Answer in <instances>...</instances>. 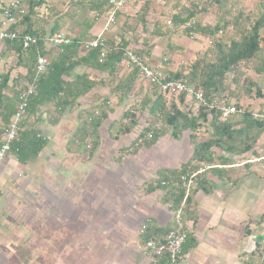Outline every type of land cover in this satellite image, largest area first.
Returning <instances> with one entry per match:
<instances>
[{
    "label": "crops",
    "instance_id": "obj_1",
    "mask_svg": "<svg viewBox=\"0 0 264 264\" xmlns=\"http://www.w3.org/2000/svg\"><path fill=\"white\" fill-rule=\"evenodd\" d=\"M12 1L0 0V19ZM19 1L26 5L28 0ZM133 3L139 10L140 3ZM125 8L126 0L117 20L124 16L129 23L131 11ZM34 16L13 27L38 31ZM103 23V16L96 19L87 36L98 33ZM80 24V34L71 31L73 39L84 36V20ZM162 51L154 44L147 63L159 61ZM16 62L0 42V76L10 72L8 86L26 73ZM168 62L169 72L179 68ZM83 73L97 81L106 77L82 65L74 68L73 75ZM107 94L98 85L78 101V109L68 108L60 116L51 104L41 107L24 126L39 131L44 148L23 163L11 153L0 161V264H169L145 256L142 247L149 231L163 239L173 226L181 203H175L179 182L170 172L189 161L197 138L168 139L165 133L151 146L122 152L131 147L140 132L135 127L141 125L120 134L111 121L106 133L97 134L99 147L92 155L85 153L75 141L78 113ZM211 154L213 162L195 177L188 204H183L187 237L175 264H264V132L246 154L218 149ZM256 158L260 160L251 161Z\"/></svg>",
    "mask_w": 264,
    "mask_h": 264
},
{
    "label": "trees",
    "instance_id": "obj_2",
    "mask_svg": "<svg viewBox=\"0 0 264 264\" xmlns=\"http://www.w3.org/2000/svg\"><path fill=\"white\" fill-rule=\"evenodd\" d=\"M134 1L140 3L137 11L139 15H135L136 20L141 26L145 27L143 29H146L145 14L151 9L154 2L160 1L166 5L170 0ZM188 1L189 6H183L179 12L172 15L171 22L173 26L175 28L183 27V31L187 36L199 35L205 37L210 41V44L208 50L198 55L193 62L179 67L174 72L164 69L166 80L186 82L196 90L201 91L206 100L211 101L222 98L224 92L229 89V84L232 85L231 83L237 82L235 78H232L231 82L227 83V76L233 73L241 64L257 59L260 64L254 66L253 71L256 74H264V36L261 34V31H264V0L257 1V11L253 13V18L245 15L242 11H238L229 16L227 20H222L214 26L202 25L196 20V16L201 12L206 13L212 3L222 11L225 0H208L203 4L193 0ZM43 3V0L37 2L28 0L26 5H23L26 13L22 16L19 24H27L31 16L34 15L35 8ZM87 7L89 12L94 13V17H92V20H84V36L75 37L70 44L61 46L59 49L47 50L45 48L46 44L40 40L28 49L22 48L20 40L4 41L7 48L13 52L17 59L16 66L25 69L26 73L24 76L19 75L12 80L11 90L8 86L10 72L6 71L0 76V142L14 115L18 94L29 86L33 87V93L29 95L27 100L25 117L20 122L21 129L18 131L17 138L12 143L9 152L20 163L35 157L45 146L46 141L40 136L37 129L24 126L26 120L35 117L41 107L51 104L54 113L60 116L66 109L77 106L79 99L98 85L108 87L109 93L118 96L121 101L123 96L132 92L135 81L139 78L136 69H131L126 74H122L120 68L125 62V52L132 51L143 61H146L143 57H147L151 52L154 44H151V41L147 39L143 41V46L140 48L130 47L131 42L125 32L121 33L117 40L109 39L104 35L108 48L101 60L99 58L102 52L100 47L83 49L81 43L90 41L95 37V34L90 37L87 36L86 32L94 25L96 15L105 12L107 9L105 4L91 0L88 1ZM120 10L117 11L116 21ZM190 21H194V23L187 26ZM124 23L128 24L127 21ZM154 26H158V24L156 23ZM59 28L58 25L54 24L49 34L60 30ZM229 28L233 30V37L224 40L221 37L222 33ZM158 30L156 28L153 32L155 34H152L151 37L161 36ZM22 32L41 38L46 37L43 32L40 33L32 28H26ZM39 55H49L50 58L46 69L37 75L35 64ZM79 65L105 73L106 77L97 81L90 78L88 73L73 75L74 68ZM250 85L256 88L255 96L260 97L262 95L260 88L254 83ZM148 86V94L145 93L141 96L138 105L139 111H145L147 114L146 126L138 133L131 147L122 152H134L141 145L151 146L167 132L171 134L173 139L178 140L184 131H188L190 132V139L194 140L196 132L203 124H206L209 128L206 138L193 143L192 156L189 161L178 170L170 172L175 181L178 180L179 182L181 174L196 170L203 163L211 164L213 162L212 150L218 149L236 156L248 153L264 132V120L254 119L252 117L253 111L239 106L237 104L238 99L233 104H229L224 100L227 105L243 109V113L221 121L218 110H208L201 105H197L185 94L176 96V99L167 100L156 85L148 84ZM247 92L248 94L251 92L249 87ZM106 101L103 100L102 104H106ZM102 108L99 106L100 112L98 114L94 115L93 112H90L87 118L84 119L75 136L78 144L83 143L87 137L93 136L95 139L92 148L95 150L98 128L107 116L104 110L101 111ZM134 112H137V110H134ZM134 112L126 110L122 113L121 120L117 122L118 133L128 134L138 124V118ZM148 134L150 137H148ZM177 185L175 203L179 205L183 200L184 191L180 187V183ZM188 200L187 197L185 206L188 204ZM148 240L162 241L163 239H158L156 235L149 231L144 241Z\"/></svg>",
    "mask_w": 264,
    "mask_h": 264
},
{
    "label": "rangeland",
    "instance_id": "obj_3",
    "mask_svg": "<svg viewBox=\"0 0 264 264\" xmlns=\"http://www.w3.org/2000/svg\"><path fill=\"white\" fill-rule=\"evenodd\" d=\"M37 1L38 0H35V2ZM45 1L46 0H43L44 4L35 8L33 27L37 28L35 27V24L38 25V31L41 30V32L46 34V36L50 35L49 33L51 32L54 24L58 25L60 28L71 27L72 32H74L75 34H80L82 30V26L80 24L81 21L93 19V12H89L87 7L89 0ZM133 1L134 0H126L125 8L128 10V12L131 11V15L128 16H132V20L128 24H125V17L123 16L119 18V20L115 22V24L108 32L110 36L109 39L117 40L119 38V35L125 32L130 42L134 44V48L135 45H139L143 39L151 41L150 43L154 42L155 45H161L163 47V51L161 53L162 56L166 55L175 68H178L177 66L179 65V67H182L193 62L198 55L208 50L209 41L207 38L201 37L199 35L187 36V34L183 31V27L175 28L171 22L172 15L175 12H179L183 6L190 5L188 0H170L166 5L160 1H155L151 9L148 10L145 14L146 29H143L145 27L141 26L136 20L135 15L137 16L139 15V13H137V6L133 3ZM193 1H197L199 2V4H203L208 0ZM257 1L258 0H225V4L223 6L224 9L222 11L218 9L217 5H214L212 3V6L206 13L201 12L197 14L196 20L204 26H214L218 22H222V20H227L229 16H232L238 11H242L245 15L253 18V13L257 11ZM134 10L137 11L133 12ZM20 20L21 17L18 16L16 22ZM156 23L158 24V26H154ZM156 28L159 29L158 32L161 34V36L151 37L155 34L153 32H155ZM261 34L262 36H264L263 30L261 31ZM107 36L108 35H105V37ZM221 37L224 40H228L229 38L233 37V30H231L230 28L225 30V32L222 33ZM45 48L47 50L54 49V47L52 46H46ZM46 57L47 59L50 58L49 55H47ZM143 58L145 59V56ZM181 62H183V64H181ZM259 64L260 61L255 59L249 63L241 64L233 73L228 74L227 83H230L232 78H235L237 82L231 83L232 85L229 84V89L225 91L223 97L219 98L218 100L223 102H225L226 100L229 104H233L236 99H238L237 104H239V106H241L243 109L245 108L251 111L264 110V74H256L255 71H253V67L258 66ZM11 66L12 65H10L9 67ZM120 69H122L125 74L131 70L130 66H127L125 62ZM251 83L256 84L260 88L262 94L260 97L255 96L256 88L251 86ZM11 86H9V90L12 89ZM248 87L251 90L249 94L247 92ZM105 88L108 89V87ZM148 92V84L139 77L135 81L134 89L132 90V92H129L127 95L123 96L121 98V101L118 99V96L116 97L111 93L106 95V99H103L104 101L107 100L106 104H102L103 100L93 99V103H90V105H88L86 109H81V111H79V115L77 117V122L79 125L76 133H78V130L82 126L84 119L87 118V115L90 112H93L94 115L100 112L99 106L103 107L101 111L104 110L107 113L108 119L103 121L101 127L102 129L98 131L97 134H99V132L106 133V128L111 121H114V125L117 126V122L121 120L122 113L126 110H130L132 113L134 112V110H137V112L134 113L138 118V123L142 127L138 126V124V127L135 128L141 131L142 128L146 126L147 114L145 111H139L138 105L141 96L145 93L148 94ZM165 96L167 100L171 98L176 99V96ZM78 108L79 106H75L72 109L76 110ZM208 131V126H206V124H203L202 127H200L196 132V140L199 141L206 138ZM114 133L115 129L113 130V134ZM167 133L168 136L166 137L168 139H172V137L170 138V133ZM189 135L190 132L184 131L181 135L182 140H188ZM98 136L96 137L97 146L95 149L99 147L100 141ZM94 139L95 137L93 136L87 137L86 140L80 144L85 153L90 152V155L93 154L94 150L92 147ZM11 261L12 260H10V262ZM10 262L7 264H10Z\"/></svg>",
    "mask_w": 264,
    "mask_h": 264
},
{
    "label": "built area",
    "instance_id": "obj_4",
    "mask_svg": "<svg viewBox=\"0 0 264 264\" xmlns=\"http://www.w3.org/2000/svg\"><path fill=\"white\" fill-rule=\"evenodd\" d=\"M106 5V11L101 14H97L96 19L104 17V23L95 37L86 42L81 43V47L85 50L100 47L102 52L100 53V60L104 58L105 51L108 48V44L104 38V35L110 30V28L116 22V14L125 4L124 0H91ZM26 13L24 6L19 0H14L8 4L2 13L0 19V42L16 40L21 41L23 49H28L32 45L42 41L45 44L48 43L54 48L59 49L61 46L68 45L73 41L71 36L70 27L64 30H58L50 34L45 38L37 37L32 34L23 33L18 31L13 26L16 24L18 16L22 17ZM170 23V22H168ZM194 21L187 23V26L193 24ZM210 44V41L208 42ZM125 63L130 66L131 69H136L139 73V77L147 84L156 85L164 95L179 96L185 94L189 99L193 100L197 105H201L208 110L216 109L220 113L221 121H225L229 117L243 113V109H237L233 105H227L225 102L214 99L208 101L204 98L201 91L196 90L193 86L182 81L166 80L164 69L168 66V58L162 57L159 61L149 64L147 61L140 59L132 51L125 52ZM48 64V60L45 56L39 55L35 64L36 74L42 73ZM183 64V62H181ZM33 93V87L29 86L25 90L21 91L17 96V104L14 115L7 125L2 140L0 142V161L10 152L12 143L16 140L18 131L20 130V122L23 120L26 114V104L30 94ZM252 117L258 120H264V111H253ZM148 137L150 135L148 134ZM260 159H253L251 161H258ZM210 164H202V167L193 171H188L179 177L180 187L184 191L183 200L179 208L173 214V226L167 231L162 241L148 240L143 244L142 252L145 256L152 259L165 258L169 264H175L182 254V247L187 237V231L184 227L182 219V208L185 199L189 195V192L195 181V177L208 169ZM145 229V226H142Z\"/></svg>",
    "mask_w": 264,
    "mask_h": 264
}]
</instances>
